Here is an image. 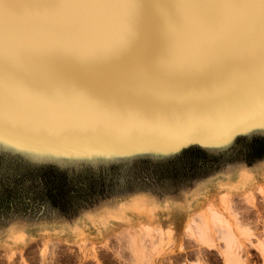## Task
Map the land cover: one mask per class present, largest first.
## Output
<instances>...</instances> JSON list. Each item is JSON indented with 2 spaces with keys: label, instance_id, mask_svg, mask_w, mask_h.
<instances>
[{
  "label": "snow or ice",
  "instance_id": "obj_1",
  "mask_svg": "<svg viewBox=\"0 0 264 264\" xmlns=\"http://www.w3.org/2000/svg\"><path fill=\"white\" fill-rule=\"evenodd\" d=\"M132 0H0V143L25 147L49 139L32 129L59 121L96 126L95 139L123 140L131 114L186 118L184 142L205 133L199 117L221 109L233 123L224 138L264 127V0H155L167 31L139 35L129 27L107 35L117 10ZM51 23L42 43L21 42V14ZM105 129H111L108 135ZM145 146L174 151L177 144L148 137Z\"/></svg>",
  "mask_w": 264,
  "mask_h": 264
},
{
  "label": "rangeland",
  "instance_id": "obj_2",
  "mask_svg": "<svg viewBox=\"0 0 264 264\" xmlns=\"http://www.w3.org/2000/svg\"><path fill=\"white\" fill-rule=\"evenodd\" d=\"M172 117L180 116L144 120L140 127L144 133L135 134L140 145L137 147H127L123 140L101 143L95 134L62 135L53 121L32 129L36 135L43 132L49 137L45 141L36 140L25 147L19 141L0 143V185L7 187L15 180L23 185L0 194V264H223L217 249H203L185 230L193 208L184 201L195 187L210 178L229 175L264 160V156L253 159L255 151L262 147L264 127L246 128L225 139L233 123L228 113L214 124L200 121L205 135L184 142L188 123L170 124L168 119ZM148 137L165 138L177 148L168 151L145 146ZM190 149L214 160V164L202 162L204 169L212 165L202 177L186 178L196 163L194 159L199 157L196 152L193 159L180 160L182 153ZM48 174H64L69 186L78 191H93L100 184L106 191L98 199L73 200L59 211L36 193L39 180ZM249 191L253 192L252 187ZM216 193L214 187L208 186L205 195L210 198ZM139 195L156 204L153 221H136L129 211L123 220L109 218L120 203ZM243 196L237 194L236 201L241 206L244 203L242 219L246 221L235 222L248 230L249 236L241 243L240 255L245 264H262L255 244L264 242V206L257 196ZM166 201L170 204L166 205ZM131 246L142 251L141 259L132 257Z\"/></svg>",
  "mask_w": 264,
  "mask_h": 264
},
{
  "label": "bare ground",
  "instance_id": "obj_3",
  "mask_svg": "<svg viewBox=\"0 0 264 264\" xmlns=\"http://www.w3.org/2000/svg\"><path fill=\"white\" fill-rule=\"evenodd\" d=\"M255 175L264 176V165L260 168L240 167L232 174L212 177L195 187L184 201L193 208V211L186 219L185 230L203 249H217L223 264H243L239 255L240 246L244 240H248L249 233L248 230L235 222L238 221L236 217L230 215L229 197L231 192L243 190L245 184L251 181ZM208 186L215 188L218 206L226 210L228 216L220 213L215 208V205L210 200L208 201L205 195ZM253 192L254 194L252 193L250 196L252 198L257 196L264 206V185L256 184ZM165 204L169 205L170 203L166 201ZM155 207L156 204L152 203L149 198L145 195H139L120 203L118 208L108 216L112 219L123 220L126 212L129 211L136 216L134 218L136 221H153ZM18 239H22V237H14V240ZM255 247L261 255L262 264H264V242L258 241ZM130 251L134 259L143 257L142 251L140 249L137 250L135 246H131ZM11 253L12 255L14 254L13 252Z\"/></svg>",
  "mask_w": 264,
  "mask_h": 264
},
{
  "label": "water",
  "instance_id": "obj_4",
  "mask_svg": "<svg viewBox=\"0 0 264 264\" xmlns=\"http://www.w3.org/2000/svg\"><path fill=\"white\" fill-rule=\"evenodd\" d=\"M24 2V0H20ZM138 7L135 9H123L117 10L113 13L111 20L109 21L107 28V35L102 37L99 43L103 44L107 40L116 39L122 32L127 28H133L139 35L147 36L151 34L154 30L159 31L161 34L167 31L168 22L165 17L161 14L158 9L152 8L148 9L146 6L155 0H132ZM21 42L23 44L29 43H42L45 41L46 37L41 31L47 27L51 22L46 19H35L27 14H21ZM228 112L226 109H221L212 113H206L199 117V121L209 120L213 124L218 122L221 116H226ZM136 116L131 114L130 124L124 129L120 135H127L128 133H134L140 135L144 133V130L140 127L143 125L144 119L132 118ZM169 123H175L176 121H187L186 118L182 117H172L169 118ZM57 125L56 127L60 129L62 135H94L96 134V126L86 120H81L74 125H65L59 121H53ZM54 126V125H53ZM82 128H91L92 131L81 130ZM142 130V131H141ZM108 135H112L113 131L111 129H105Z\"/></svg>",
  "mask_w": 264,
  "mask_h": 264
},
{
  "label": "trees",
  "instance_id": "obj_5",
  "mask_svg": "<svg viewBox=\"0 0 264 264\" xmlns=\"http://www.w3.org/2000/svg\"><path fill=\"white\" fill-rule=\"evenodd\" d=\"M260 145L262 147L259 149L258 152L255 151L256 153H254L255 157H253V159H258L264 156V141L263 140H261ZM196 152L190 149V150L183 152L182 155L180 156V160H187L189 157L193 159L194 153H196L199 156L196 159H194L196 163L193 164L192 169L188 170L189 172H187L186 174L187 175L186 178L188 179L202 177L207 172V169L210 170L209 168H211L212 165L204 169V167H202V162L205 161V162H211L214 164V160L209 161L210 159H207L202 153L198 151ZM199 153L201 155H199ZM65 177L66 176L64 174H60L58 176L54 174H48L46 176H43L42 181L40 179L37 185L38 190L36 193L41 194L42 198L49 205H51L55 209H58L59 211H63L65 206L68 205L69 202H73V200L74 202H79V200L85 202L87 199H90L92 197L98 199L104 196V190L106 191L105 185L103 187L102 184H100L98 189H94L93 191H88V192H86L87 190L78 191V189L76 190V188L74 189L69 186V183H67V181L65 180ZM15 181L10 182V184H8L7 187H4L5 185L1 183L0 194L9 193L10 190H17L23 186L21 185L22 183L21 181L17 183ZM76 195L79 197L76 198Z\"/></svg>",
  "mask_w": 264,
  "mask_h": 264
},
{
  "label": "crops",
  "instance_id": "obj_6",
  "mask_svg": "<svg viewBox=\"0 0 264 264\" xmlns=\"http://www.w3.org/2000/svg\"><path fill=\"white\" fill-rule=\"evenodd\" d=\"M263 165H264V160L256 163L255 165L252 166V168H260ZM249 184H251L252 186H248ZM256 184H262V185H264V176L255 175L253 177V179L251 181H249L248 184L245 186L244 190H242V191L235 190V191H233V192L230 193V197H229V202H230L229 203V209L230 210H229V212H230V215L231 216L233 215V217H236V219L238 221H246V220L245 219H242V210H243L242 207H243L244 203H242L243 205L241 206V202L240 201H236V196L238 194L241 197L243 195H246L247 193L251 195L253 192L249 191V188L251 189V187H252V189L254 191V188L253 187H255ZM209 200H210V202L212 204L215 205V208L220 213H222L225 216H228V214H227L228 212L226 213V210H224L222 207L218 206V203H217L218 202V200H217V193L214 196L208 198V201ZM232 213H234V214H232ZM247 221H256V220L255 219H252V220L247 219ZM214 250L215 249H209L210 252H212ZM240 258H241L243 264H245L244 263V259H243V257L241 255H240ZM221 262H222V260H221Z\"/></svg>",
  "mask_w": 264,
  "mask_h": 264
}]
</instances>
